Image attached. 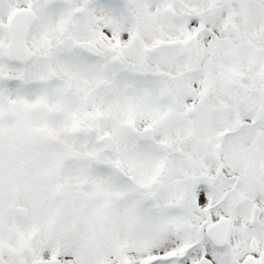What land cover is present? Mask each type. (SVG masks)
<instances>
[{
  "label": "snow or ice",
  "instance_id": "obj_1",
  "mask_svg": "<svg viewBox=\"0 0 264 264\" xmlns=\"http://www.w3.org/2000/svg\"><path fill=\"white\" fill-rule=\"evenodd\" d=\"M0 264H264V0H0Z\"/></svg>",
  "mask_w": 264,
  "mask_h": 264
}]
</instances>
